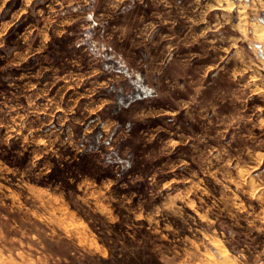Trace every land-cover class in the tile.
Returning a JSON list of instances; mask_svg holds the SVG:
<instances>
[{"label":"rangeland","instance_id":"rangeland-1","mask_svg":"<svg viewBox=\"0 0 264 264\" xmlns=\"http://www.w3.org/2000/svg\"><path fill=\"white\" fill-rule=\"evenodd\" d=\"M245 3L244 27L239 26L242 8L207 17L212 25L217 17L220 22L228 18L218 33L226 42L217 47L236 43L239 59L236 49L206 53L201 45L181 46L180 57L196 54L191 66L162 69L159 54L167 41L161 37L175 34L187 42L205 27L190 23L206 10L194 0H0V31L7 29L0 49V140L13 121L17 131L24 124V136L31 131L47 140L38 147L47 153L41 165L48 160L56 165L50 176H37L28 165L29 154L17 155L22 138L13 139L10 148L0 144V162L12 169L0 172V264L264 261V156L258 155L264 154V133L255 129V139H242L251 128L246 121L255 123L262 115L254 109L264 107V99L253 96L243 110L234 101L238 84L227 75L264 61V41L252 27L253 22L264 26V11L253 15L252 0ZM149 23L159 27L144 45L140 37ZM29 29L36 31L25 44L20 37ZM26 54L29 58L21 62ZM221 56L229 57L221 64L225 71L200 81L197 106L172 126L162 113L175 110L176 98L187 94L163 95L165 80L177 73L180 83L199 80ZM252 74L244 72L239 82ZM131 91L135 95L129 102L118 96ZM200 106L210 109L209 119L201 118ZM237 116L244 117L239 128L223 132ZM169 139L181 141V147L171 152L165 144ZM153 175L155 184L150 183ZM172 179L181 183L160 193L159 187ZM197 184L208 195L194 189ZM189 189L196 211L178 200L182 218L165 211L158 224L135 219L154 212L170 194Z\"/></svg>","mask_w":264,"mask_h":264},{"label":"clouds","instance_id":"clouds-1","mask_svg":"<svg viewBox=\"0 0 264 264\" xmlns=\"http://www.w3.org/2000/svg\"><path fill=\"white\" fill-rule=\"evenodd\" d=\"M29 4H31L32 0H27ZM144 0H141V3H143ZM162 2L166 3V0H162ZM194 3L196 6H204L206 9L203 11L202 16L198 20H192L190 23L194 26L196 25H205V27L197 34L192 36L191 40L187 42H181L175 34L163 36L161 37V40L167 41L165 47L160 52V67L168 68L172 66H178L180 68H187L191 66V60L196 58V54L190 53L187 58L180 57L179 56V48L181 46L185 48H192L196 45H201L202 48L205 49L206 53H212V52H228L229 54L236 49L237 50V56L236 59H239L240 53L237 48L236 43H231L230 46L226 49L218 48V44H221L223 41L219 36L218 33L221 31L222 27H224V23L230 22L227 17L224 18V22H220L221 18L217 17V23L215 25L209 24V21L207 19L208 15L216 10H222L225 13H231L234 10L239 11L241 8L244 10L249 9V5L245 3V0H239V4L236 3V0H207V3H205V0H194ZM259 6V8L257 7ZM197 11H199V7H197ZM258 11H264V0H252V6H251V12L253 15H256ZM161 19V18H157ZM161 22L163 24H169L172 23L173 27L175 26V21H169V20H162ZM48 26L46 25L45 28ZM159 25L157 23H149L144 26V29L141 33V43L144 45L149 44L152 41L153 33L156 32ZM253 27L259 28V35L261 37H264V26L259 25H253ZM36 31V29H29L26 31L20 39L25 43L29 44V41L32 39V33ZM7 34V29H4L3 31H0V49H3L5 47L3 38ZM63 33H58V35H62ZM213 35L216 38L210 39L209 36ZM43 37V44L46 46L50 40V37L48 35V32L45 30L41 33ZM39 52H43L44 48L42 47ZM19 55V54H17ZM29 56L26 54L23 57H20L21 62H26ZM229 57L227 56H221L219 63L215 64L214 66H208L205 67L202 72L199 74V80L193 79L191 81L180 83V74H174L170 77H168L165 80V84L167 86L168 91L163 93V95H170L174 93H184L187 94V98L183 97H177L175 100V110L166 111L163 112L162 115L169 117L172 122V126H177V118L181 115V113L191 114L194 107L197 106V99L200 95V93L203 90L202 84L200 81L206 80L207 77L213 73V72H224L225 68L221 67V64H223L226 60H228ZM14 66H19V64H16ZM246 71H252V75L248 78L245 82H239V77ZM228 75V79L231 80L234 83L238 84V92L240 95H237L234 97V101L238 102L240 105L243 106V110H247V101L251 99L253 96H260L261 99H264V61H260L259 63H249L245 66L242 70L233 69L230 74ZM31 89H34L36 85H30ZM57 111H64L63 108H57ZM209 111L210 109L206 106H200L199 107V113L201 115L202 119H209ZM214 114V109L211 110ZM255 113L262 114L258 117L257 121L253 123L251 121V118H249L246 123L251 124V128L246 130V134L242 136L243 140H253L254 137V130L259 129L262 133H264V107L256 106L254 109ZM144 118V117H142ZM21 121L24 120V117H19ZM243 116H237L232 119H230L227 123L223 125V132H226L228 129L232 127L239 128V121L243 120ZM0 127H3V125H0ZM21 128V131H17V126L15 125V121H13V124L10 126V131L8 135H6L2 140H0V144L11 147L13 139H21L22 142L20 144V150L18 151L17 155L21 159L25 157V154H29L28 159V165L35 170V174L37 176H44L48 177L53 173V170L55 168V164L51 162V160L45 161L43 165H41V161L44 160L46 152H41L38 150L39 146L46 145L47 140L43 138H37L32 135V132H29L28 136L23 135V128L26 127L24 124L19 125ZM159 131V130H158ZM223 132H220L219 135H223ZM155 136H151L149 139V142L151 140H154ZM181 141H178L176 139H169L165 142L166 147L171 152H174L177 148L181 147ZM261 144H264V141H261ZM35 146V147H33ZM32 148L31 153H29V148ZM258 155L264 156V154L258 153ZM63 165H61L62 167ZM184 164L181 163L180 165H174L171 167V171L175 172L178 168L183 167ZM8 171L11 172L12 169H8L6 165H3L2 162H0V172ZM214 175V173H211ZM71 182V179L70 181ZM150 183L155 184L156 183V176L153 175V177L150 180ZM181 183V181L177 179H172L170 181L164 182L159 187V192L163 193L169 189H171L174 185ZM194 189H197L199 191H202L204 195H208L207 190L201 189L200 185H194ZM193 189H189L186 193L181 194L177 193L176 195H169L165 202L162 205L155 206L154 212L150 213L149 215L145 216L143 213H139L135 215L136 220H145L147 219L149 223L158 224L159 220H157V217H160L162 212H171L173 215L177 217L183 216V210L181 208H178L176 205V201L178 200H184L187 203V207L191 208L193 211H196V202L189 200L188 198L192 195ZM135 196V194H133ZM255 198V197H254ZM130 202V201H129ZM238 208L243 210L242 205H237ZM199 215V213H197ZM203 218V217H202ZM264 219V217H262ZM115 222V221H113ZM264 230V229H261ZM261 256H264V252L260 253ZM260 264H264V261H261Z\"/></svg>","mask_w":264,"mask_h":264},{"label":"bare ground","instance_id":"bare-ground-1","mask_svg":"<svg viewBox=\"0 0 264 264\" xmlns=\"http://www.w3.org/2000/svg\"><path fill=\"white\" fill-rule=\"evenodd\" d=\"M243 9V8H242ZM241 12V16H242V18H241V20H242V22L240 23V27H244L245 25H247V20H246V18L247 17H245L246 16V14H245V12H244V9L242 10V11H240ZM244 12V13H243ZM253 25H259V26H262V25H260L259 23H257V22H253L252 23V27H253ZM253 30H254V34H255V36H256V38L257 39H259V40H261V41H264V37H261L260 35H259V28L258 27H253Z\"/></svg>","mask_w":264,"mask_h":264},{"label":"trees","instance_id":"trees-1","mask_svg":"<svg viewBox=\"0 0 264 264\" xmlns=\"http://www.w3.org/2000/svg\"><path fill=\"white\" fill-rule=\"evenodd\" d=\"M139 79H141V77L139 78ZM134 90V89H133ZM139 91V90H138ZM133 94H134V92L133 91H131V92H129V93H125L124 95H123V93H121L120 95H118L119 97H121V96H123V99H126V101H130L131 99H133L132 98V96H133ZM140 94V93H139ZM135 95V94H134ZM134 97H136V96H134ZM120 105H124L123 103H120L119 104V106ZM117 110V109H116Z\"/></svg>","mask_w":264,"mask_h":264}]
</instances>
